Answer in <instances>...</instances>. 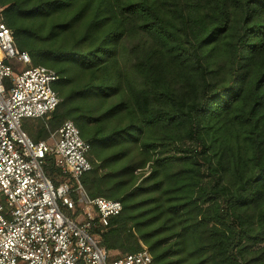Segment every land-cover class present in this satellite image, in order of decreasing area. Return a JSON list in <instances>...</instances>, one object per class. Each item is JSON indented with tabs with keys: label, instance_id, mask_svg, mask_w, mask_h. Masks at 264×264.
Instances as JSON below:
<instances>
[{
	"label": "trees",
	"instance_id": "1",
	"mask_svg": "<svg viewBox=\"0 0 264 264\" xmlns=\"http://www.w3.org/2000/svg\"><path fill=\"white\" fill-rule=\"evenodd\" d=\"M72 121L90 197L122 203L99 243L154 264H264V0H0ZM46 175L59 170L47 158ZM142 244V245H141Z\"/></svg>",
	"mask_w": 264,
	"mask_h": 264
},
{
	"label": "built area",
	"instance_id": "2",
	"mask_svg": "<svg viewBox=\"0 0 264 264\" xmlns=\"http://www.w3.org/2000/svg\"><path fill=\"white\" fill-rule=\"evenodd\" d=\"M57 73L33 66L15 45L0 7V264H154L142 245L111 259L97 227L106 228L122 203L92 198L82 177L92 170L90 144L72 121L35 142L24 119H44L59 98ZM47 158L59 170L56 185L45 173Z\"/></svg>",
	"mask_w": 264,
	"mask_h": 264
},
{
	"label": "rangeland",
	"instance_id": "3",
	"mask_svg": "<svg viewBox=\"0 0 264 264\" xmlns=\"http://www.w3.org/2000/svg\"><path fill=\"white\" fill-rule=\"evenodd\" d=\"M36 122H37V120L24 119L22 121V124H23V127H24L25 130H31L35 126Z\"/></svg>",
	"mask_w": 264,
	"mask_h": 264
}]
</instances>
